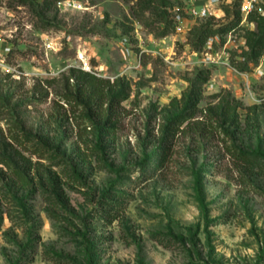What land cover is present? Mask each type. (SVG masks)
Segmentation results:
<instances>
[{
    "label": "rangeland",
    "instance_id": "obj_1",
    "mask_svg": "<svg viewBox=\"0 0 264 264\" xmlns=\"http://www.w3.org/2000/svg\"><path fill=\"white\" fill-rule=\"evenodd\" d=\"M168 1L0 0V264H264V4Z\"/></svg>",
    "mask_w": 264,
    "mask_h": 264
},
{
    "label": "trees",
    "instance_id": "obj_2",
    "mask_svg": "<svg viewBox=\"0 0 264 264\" xmlns=\"http://www.w3.org/2000/svg\"><path fill=\"white\" fill-rule=\"evenodd\" d=\"M144 3H146V8L151 9L154 11L155 14H159L160 10L164 12H161L163 14L162 20L166 21L168 19V12L167 9L170 7L171 3L168 0H144ZM240 12H237V19L232 22L231 24H228L226 26H223L221 28H215L211 26V22H207L206 24L196 26L194 27L189 34V41L191 46L196 50H201L211 39L215 38L218 35H225L228 34L236 28L240 27ZM257 19V20H256ZM251 21H257L258 30L257 32L247 30L245 32V38L248 46V51H245L243 54L244 61H237L233 60V66L241 71V72H249L251 70V66H255L258 63L259 58L264 53V16L256 17L254 20L251 17ZM222 42L224 43L225 40L222 38ZM88 75V74H87ZM89 76V75H88ZM90 97L86 96V101L89 103ZM199 104V97L196 94L194 98H192V103L189 106V108L194 109ZM193 113L191 116H181L179 117L177 121H174L177 125L182 124L185 120L191 119ZM207 223L212 225H217L220 223V219L216 220H209L207 217Z\"/></svg>",
    "mask_w": 264,
    "mask_h": 264
},
{
    "label": "built area",
    "instance_id": "obj_3",
    "mask_svg": "<svg viewBox=\"0 0 264 264\" xmlns=\"http://www.w3.org/2000/svg\"><path fill=\"white\" fill-rule=\"evenodd\" d=\"M260 4H264V0H242V13L244 16V19H247L248 15L253 11V9ZM58 6L63 7V6H68V7H73V4L70 1L63 2L59 1ZM208 15L207 9H203L200 12V16L204 17Z\"/></svg>",
    "mask_w": 264,
    "mask_h": 264
}]
</instances>
